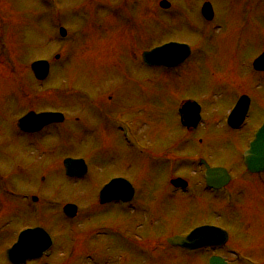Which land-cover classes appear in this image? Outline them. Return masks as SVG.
I'll use <instances>...</instances> for the list:
<instances>
[{"label":"rangeland","instance_id":"obj_1","mask_svg":"<svg viewBox=\"0 0 264 264\" xmlns=\"http://www.w3.org/2000/svg\"><path fill=\"white\" fill-rule=\"evenodd\" d=\"M162 1L0 0V264H9L5 251L15 233L33 226L46 230L55 245L50 256L27 264H207L203 254L162 241L206 224L226 230L231 249L264 264V179L237 183L246 208H216L200 202L191 176L196 158L243 175L241 151L264 119V76L249 70L264 52V0H166L167 13ZM207 1L214 12L209 24L198 14ZM57 25L68 34L64 43L57 41ZM170 39L193 49L185 64L173 70L141 65L143 51ZM40 59L52 64L42 83L30 70ZM238 91L253 100L244 137L224 130V121L219 125ZM179 98L202 105L203 124L192 136L182 133ZM94 100L115 120L117 135L93 122L91 133L85 128L84 121L94 119ZM57 111L69 119L63 129L23 137L16 127L29 112ZM169 156L179 161L165 166ZM67 157L83 158L89 174L67 179ZM172 175L190 179L194 193L170 195L166 181ZM115 176L140 192L151 189L152 197L164 195L163 203L139 197L134 212L100 207V187ZM30 195L38 196L40 206L34 208ZM68 203L79 209L73 222L62 215ZM221 256L241 264L229 253Z\"/></svg>","mask_w":264,"mask_h":264},{"label":"water","instance_id":"obj_2","mask_svg":"<svg viewBox=\"0 0 264 264\" xmlns=\"http://www.w3.org/2000/svg\"><path fill=\"white\" fill-rule=\"evenodd\" d=\"M162 7H166L165 3H161ZM209 9V6L206 5ZM189 54L188 48L184 45L177 44H168L160 48H156L151 52L143 54V60L150 65H161L172 67L177 64H180ZM254 67L257 70L264 71V54L261 55L255 62ZM32 69L36 73V76L39 80H42L47 75V64L45 62H38L32 66ZM245 105L241 104L237 109L238 114L244 115L245 113ZM56 116L52 114H43V115H28L21 122H24V126L29 131H37L42 126L47 125L53 120H55ZM251 150L248 151L244 155V161L248 169L252 171H258L264 169V161L258 162L255 158L258 154H264V127L259 131L256 137V141L251 145ZM83 161H73L66 160L64 163L66 173L70 176H81L84 173ZM217 175L220 173L219 171H214ZM117 181L112 182L106 189L101 193V203L115 200L117 194L115 193L117 190ZM119 186V185H118ZM72 209V208H70ZM211 232L207 230V228L198 229L191 235L187 237H174L168 239V242L172 245H177L187 249H196L204 245L211 244L209 241L220 242L224 237H220L218 240L214 238H210ZM20 237L18 242L7 251V258L12 264H23L27 260L38 259L41 257L42 252L48 248V238L43 233L41 229L26 231ZM204 238L205 240H202ZM202 240V241H201ZM217 240V241H216ZM31 242V243H28ZM28 243L29 252L25 249L26 244ZM210 264H225L223 260L213 258L210 260Z\"/></svg>","mask_w":264,"mask_h":264},{"label":"flooded vegetation","instance_id":"obj_3","mask_svg":"<svg viewBox=\"0 0 264 264\" xmlns=\"http://www.w3.org/2000/svg\"><path fill=\"white\" fill-rule=\"evenodd\" d=\"M171 80H170V78H168L167 76H165L164 78H163V82H166V83H169ZM105 84H102L101 86L103 87ZM94 86H96V88H95V92H97V84L96 85H94ZM101 92L103 93V95L105 94V90L103 89V90H101ZM91 96V94H90V92L89 93H87V96ZM90 98V99H89ZM89 98H85V99H87L88 100V103L90 104V106H91V104L92 103H94V102H92L91 101V97H89ZM103 100H104V97H103ZM252 100V99H251ZM95 101V104L97 105V106H95L94 107V110H95V112H93V116H94V119H89V120H85L84 122H85V128L86 129H89V131L91 130L89 127H88V122L92 125V122L93 123H97L99 126L100 125H104L105 127H109V128H111L113 131H115L116 132V135L118 134V131L116 130V128L115 127H111V126H109V125H107V124H111L112 122L111 121H108V117H107V115L105 114V112H103V110L102 109H100L101 107H102V101H99L98 103H96L97 102V100H94ZM253 102V100L251 101V105L253 104L252 103ZM235 103H236V100H235V102H234V104H233V106L235 105ZM92 107V106H91ZM203 109V108H202ZM202 109H201V115H202V113H203V111H202ZM57 112H60V111H57ZM64 113V112H63ZM65 114V113H64ZM65 116H67V114H65ZM224 117V116H223ZM223 117L222 118H220V120H219V125H221L222 126V119H223ZM68 118V117H67ZM248 119H249V113H248V116H247V118L245 117V121L243 122V124L238 128V129H236V130H234V129H230V128H228L227 126H226V122L224 123L225 124V126H226V129H227V131L228 132H231L232 134H236V135H239V136H241V137H244V136H246V130L247 129H250V128H247V125H248V123H247V121H248ZM69 120V119H68ZM110 120H112V119H110ZM65 123V122H64ZM96 124V125H97ZM202 124H203V120H202V122H201V124H199L198 126H197V128L195 129V132H191V133H187V132H185V130H183L182 131V133L184 132L185 134H187V135H190V134H195L196 133V131L198 130V128L199 127H201L202 126ZM62 125H64V124H62ZM53 127H59V126H61V125H52ZM93 126V125H92ZM95 127V126H94ZM96 127H98V126H96ZM260 127V126H259ZM258 127V128H259ZM223 128V127H222ZM258 128H256L255 129V131H254V133L256 132V130L258 129ZM225 129V130H226ZM193 131V130H192ZM254 133H253V135H254ZM88 134H90V133H88ZM22 135L24 136V137H28V136H33V135H27V134H23L22 133ZM252 135V136H253ZM251 136V138H249V139H247L246 140V143H245V149L242 151V153L246 150V144H248L249 143V141H251L252 140V137ZM120 140H121V138H120ZM202 141H200V143H201ZM166 150H168V149H166ZM167 162H168V160L167 159H164V163H165V166H166V164H167ZM164 171H165V174L167 175V173L169 172L167 169H166V167H164ZM193 172V174H194V176L192 175V177H193V180H195V186L197 187V190H200V195H199V200H200V202H206V201H208V202H210L214 207H216V208H218V205H219V203L220 202H225L226 201V198H225V193L226 192H228V193H230V192H233L234 193V197H233V199H232V201L230 202L231 203V205L233 206L236 202H238L241 198H242V196H241V192L237 189V188H235L234 187V185L236 184V185H238L239 183H242V182H244V183H246V182H253V181H261V179L263 178V174L264 173H262V174H250L249 172H247L246 170H243L242 171V174L243 175H241L242 177H244V179H242V177H235V174L234 173H230L229 172V174H230V179H229V182H228V184L225 186V187H223L221 190H219V191H214V190H212V189H209V188H207L206 186H205V181H204V179H203V170H193L192 171ZM246 174H248L249 176H246ZM149 175V178L150 177H152L151 175H150V173L148 174ZM186 182H187V184H188V186H187V188L185 189V190H181V189H175V188H172L170 185H168V189H169V191H170V195H172V196H174V197H181V196H187V195H192L193 193L192 192H190L189 191V189H191V187H192V185H191V182H190V179H186L185 180ZM238 183V184H237ZM134 189H135V193H134V199H133V201L131 202L132 203V205H135L137 202H138V199H139V197H141V199L142 200H144V199H146V201H149V202H154V203H163V201H164V195H160V196H156L155 194H154V196L152 197L151 196V192H152V190L151 189H149V190H147V191H142V189H141V192H140V190H139V188L138 187H134ZM161 192V191H160ZM139 194H142L141 196L139 195ZM155 198V199H154ZM151 199H153V200H151ZM141 200V201H142ZM155 200V201H154ZM143 202V201H142ZM240 206L242 207H245L246 208V202L244 203V205H242V204H240ZM207 211V210H206ZM208 212V211H207ZM149 218H151L149 215H147ZM206 225H212V224H206ZM214 226V225H213ZM216 226V225H215ZM178 234V233H177ZM179 234H182V233H179ZM230 236V235H229Z\"/></svg>","mask_w":264,"mask_h":264}]
</instances>
